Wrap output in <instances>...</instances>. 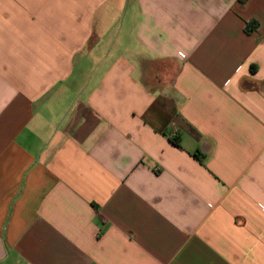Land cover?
Returning a JSON list of instances; mask_svg holds the SVG:
<instances>
[{"label": "crops", "instance_id": "crops-1", "mask_svg": "<svg viewBox=\"0 0 264 264\" xmlns=\"http://www.w3.org/2000/svg\"><path fill=\"white\" fill-rule=\"evenodd\" d=\"M0 264H264V0H0Z\"/></svg>", "mask_w": 264, "mask_h": 264}, {"label": "trees", "instance_id": "trees-1", "mask_svg": "<svg viewBox=\"0 0 264 264\" xmlns=\"http://www.w3.org/2000/svg\"><path fill=\"white\" fill-rule=\"evenodd\" d=\"M258 25L259 24L256 21H253L252 23L246 26V32L247 33L254 32L257 29Z\"/></svg>", "mask_w": 264, "mask_h": 264}, {"label": "rangeland", "instance_id": "rangeland-1", "mask_svg": "<svg viewBox=\"0 0 264 264\" xmlns=\"http://www.w3.org/2000/svg\"><path fill=\"white\" fill-rule=\"evenodd\" d=\"M123 12H124V13H122V16H121V19H120V23H119V27H120V28H122V26H123L124 14L126 13V12H125V8H124ZM121 41H123V40L121 39L120 42H121ZM108 46H109V45H108Z\"/></svg>", "mask_w": 264, "mask_h": 264}]
</instances>
